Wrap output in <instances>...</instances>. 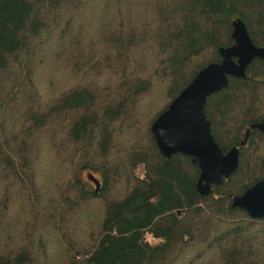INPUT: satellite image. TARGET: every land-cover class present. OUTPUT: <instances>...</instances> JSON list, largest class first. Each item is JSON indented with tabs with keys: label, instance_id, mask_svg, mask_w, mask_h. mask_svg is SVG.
<instances>
[{
	"label": "trees",
	"instance_id": "16d2710c",
	"mask_svg": "<svg viewBox=\"0 0 264 264\" xmlns=\"http://www.w3.org/2000/svg\"><path fill=\"white\" fill-rule=\"evenodd\" d=\"M238 17L264 47V0H0V264H264V218L232 206L264 180V131L242 143L264 61L208 98L219 146L241 150L208 196L151 130Z\"/></svg>",
	"mask_w": 264,
	"mask_h": 264
},
{
	"label": "water",
	"instance_id": "95a60500",
	"mask_svg": "<svg viewBox=\"0 0 264 264\" xmlns=\"http://www.w3.org/2000/svg\"><path fill=\"white\" fill-rule=\"evenodd\" d=\"M232 25L234 43L220 48L221 60L201 69L151 126L165 158L184 154L200 168L196 188L201 196H208L214 185H222L237 172L241 154L239 146L225 153L216 141L205 110L208 98L227 88L230 76L246 78V71L255 59L264 61V47L254 43L243 19H234ZM255 128L264 131V123L252 124L242 143H246ZM88 177L99 192L100 180L91 173ZM232 206L246 210L253 218H264V180L234 196Z\"/></svg>",
	"mask_w": 264,
	"mask_h": 264
},
{
	"label": "rangeland",
	"instance_id": "374dc122",
	"mask_svg": "<svg viewBox=\"0 0 264 264\" xmlns=\"http://www.w3.org/2000/svg\"><path fill=\"white\" fill-rule=\"evenodd\" d=\"M85 177V176H84ZM94 209H95V214L97 213V211H98V209H99V207H98V205H95L94 206ZM96 216V215H95ZM93 223V222H92ZM78 233V232H77ZM147 238L149 239V240H152V242H155L156 240H154V238H152V236H150V235H148L147 236Z\"/></svg>",
	"mask_w": 264,
	"mask_h": 264
}]
</instances>
